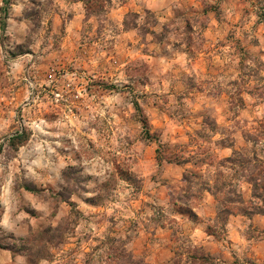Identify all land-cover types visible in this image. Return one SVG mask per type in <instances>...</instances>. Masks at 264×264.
I'll use <instances>...</instances> for the list:
<instances>
[{"label":"rangeland","instance_id":"rangeland-1","mask_svg":"<svg viewBox=\"0 0 264 264\" xmlns=\"http://www.w3.org/2000/svg\"><path fill=\"white\" fill-rule=\"evenodd\" d=\"M30 26L38 50L0 51V150L60 122L68 135L39 139L64 145L61 174L110 157L128 186L68 199L44 226L29 203L32 264H264V0H0V42ZM119 73L138 86L125 85L131 113L110 95ZM14 239L0 264L23 259Z\"/></svg>","mask_w":264,"mask_h":264},{"label":"clouds","instance_id":"clouds-1","mask_svg":"<svg viewBox=\"0 0 264 264\" xmlns=\"http://www.w3.org/2000/svg\"><path fill=\"white\" fill-rule=\"evenodd\" d=\"M30 27L32 31L18 29L19 38L13 37L12 41L7 43L0 42V51H3L5 48L14 51L16 44L27 46L29 41L32 42L31 47L34 50H38L40 44L43 42L42 30H37L34 26ZM0 59H3V57H0ZM23 59L24 62H27L33 59V57L30 54H25ZM112 83L117 86L118 91L110 95L112 97L119 96L122 101L120 110H127L131 113L132 97L127 96V99H125L127 95L125 85L129 88L138 86L134 81L126 78L123 73L116 75ZM105 108L111 111V104H105ZM103 113L104 110L99 109L97 115L103 117ZM86 119H94V117H86ZM33 123L36 122L34 121ZM38 125L37 127H33L32 139L27 144L23 146L17 145L19 146V151L13 152L7 142L4 143L3 149L0 150V177H3L5 180L4 201L7 206L3 216L0 217V238L12 233L15 237L11 241L12 243L29 246L27 249H24L23 259L19 261V264H26V262L27 264H32L31 249L39 243V229L34 230L27 223L26 209L29 207V203L36 211V218L33 224L44 226L51 223L53 214L56 211H64L65 215L67 214L66 205L68 199L83 207L85 197L112 198L128 187L113 172L110 157H105V159L109 160V163L103 166V170L88 167L87 165L91 163V160L86 159V166L82 172L75 174L64 172L61 174V170L65 164L73 163L66 158L62 163H56L58 154L55 149L63 148L64 145L55 139L51 144H48L40 140L39 137L57 138L69 133L59 130L63 127L60 122L45 124L41 120L38 121ZM49 128H56L58 130L47 131ZM0 133H7V124H5L3 129H0ZM8 139L11 141L12 137L9 135ZM13 143L15 142L13 141ZM76 143H80V141H76ZM28 153H33L34 158H26ZM86 175H92L93 179H84ZM12 185L15 187L14 190L10 191ZM24 187H31L38 195L30 197L25 192ZM128 190L131 191L130 188ZM57 194H63V199Z\"/></svg>","mask_w":264,"mask_h":264},{"label":"trees","instance_id":"trees-1","mask_svg":"<svg viewBox=\"0 0 264 264\" xmlns=\"http://www.w3.org/2000/svg\"><path fill=\"white\" fill-rule=\"evenodd\" d=\"M5 1H6V0H3V2H5ZM12 140H14V139L12 138ZM12 140H11V141H12ZM11 141H10V142H11ZM1 248H2V247H1Z\"/></svg>","mask_w":264,"mask_h":264}]
</instances>
